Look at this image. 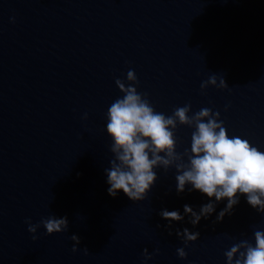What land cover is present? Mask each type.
<instances>
[{"label": "water", "instance_id": "obj_1", "mask_svg": "<svg viewBox=\"0 0 264 264\" xmlns=\"http://www.w3.org/2000/svg\"><path fill=\"white\" fill-rule=\"evenodd\" d=\"M129 70L155 111L210 108L230 138L264 152V0H0V264H227L234 244L255 246L264 213L245 194L216 222L227 198L187 183L176 192L195 121H177L178 158L154 167L142 201L107 194V112ZM207 203L215 211L194 226L184 205L199 214ZM49 216L66 217L67 230L28 232L26 220ZM185 228L198 238L186 241Z\"/></svg>", "mask_w": 264, "mask_h": 264}, {"label": "clouds", "instance_id": "obj_2", "mask_svg": "<svg viewBox=\"0 0 264 264\" xmlns=\"http://www.w3.org/2000/svg\"><path fill=\"white\" fill-rule=\"evenodd\" d=\"M126 81L132 83L115 80L117 88L124 95L117 98L107 112L106 131L113 140L111 151L115 154L111 168L105 169L106 183L109 185L107 194L110 197L115 198L122 191L129 200L142 201L157 179L154 167L163 165L167 168L178 158L175 150L177 121L187 125L195 121L189 165L186 168L183 164L176 165L178 171L184 169L175 177L177 194L184 192L187 183L192 185L189 191L198 190L208 198L215 197L216 202L227 198V204L217 214L216 222L221 221L226 214H231L233 206L239 203L238 192L246 195V202L252 208L264 213V199H261L264 197V152L246 139L238 136L230 138L223 121L219 120V112L202 108L188 116L191 105L185 104L166 116L155 111L146 93L137 92L138 81L133 70L127 72ZM216 81L217 77L211 76L201 84V90L208 84L215 85ZM218 87H227L223 78H220ZM84 118H87L86 114ZM214 211V203L202 205L199 214L189 205L183 208L184 214L191 216L189 222L194 226L201 217L207 219ZM160 216L169 222L184 219L179 210L162 209ZM25 223L30 233H34L40 225L46 234L60 233L67 230L68 226L66 217L57 219L54 216L42 218L39 224H32L30 220ZM176 234L179 236L181 233L177 231ZM183 235L186 241H195L199 233H189L185 228ZM33 239L36 237L33 236ZM71 239L77 238L72 236ZM254 239L255 246L242 240L226 251L227 264H264V231H254ZM76 250L72 248L73 252ZM176 251L180 258L186 257L183 248H177ZM145 258H151L146 250Z\"/></svg>", "mask_w": 264, "mask_h": 264}]
</instances>
